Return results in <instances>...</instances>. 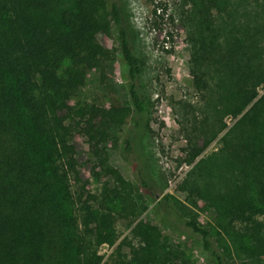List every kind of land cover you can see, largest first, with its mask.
<instances>
[{"label": "trees", "instance_id": "16d2710c", "mask_svg": "<svg viewBox=\"0 0 264 264\" xmlns=\"http://www.w3.org/2000/svg\"><path fill=\"white\" fill-rule=\"evenodd\" d=\"M231 1L184 0L179 19L163 0L153 11L167 16L169 43L176 27L186 32L199 97L188 103L183 152L191 169L178 187L189 206L171 195L160 205L180 213L212 264H264V29L229 27L223 13ZM113 26L132 109L77 101L88 73L113 59L99 40ZM144 69L121 0H0V264L185 263L181 251L162 242L159 228L139 223L132 231L138 247L128 238L120 242L117 228L119 220H135L147 209L108 154L117 144L113 129L132 114L136 125L148 114ZM220 135L218 149L204 155ZM121 154L131 160L130 135ZM137 177L149 189L142 170ZM210 209L216 217L208 229L198 213ZM103 247L113 248L108 259Z\"/></svg>", "mask_w": 264, "mask_h": 264}, {"label": "rangeland", "instance_id": "374dc122", "mask_svg": "<svg viewBox=\"0 0 264 264\" xmlns=\"http://www.w3.org/2000/svg\"><path fill=\"white\" fill-rule=\"evenodd\" d=\"M112 1L108 0L109 4ZM159 2L121 0L122 16L133 48L136 55L145 62L140 84L150 105L147 116L142 117L138 125L134 123L136 117L132 114L124 126L113 129L117 144L109 145L110 163L139 189L147 207L135 220H119L117 228L120 242L128 238L138 247V240L132 236L133 229L139 223L150 224L160 229L164 244H171L175 247L172 248L182 252L183 264H212L211 257L204 251L201 237L184 227L180 213L167 202L160 205L165 195H171L189 206L186 195L178 187L191 169L184 162L186 153L183 152L187 147V117H191L188 103L196 104L199 97L194 88L190 43L186 32L176 27L175 42L169 43L166 34L171 31V25L168 24L167 16L162 18L159 11L155 16L153 12ZM166 2L174 17L179 19L181 9L178 16L177 5L184 0H163V3ZM231 4V8L223 13L229 27L254 24L256 31L264 29V0H232ZM184 6L191 7L189 3ZM157 25L164 28L163 33L158 31ZM117 37L116 26H113L110 37H99L102 45L113 54V59L103 62L99 70L88 73L86 85L77 97L79 103L105 109L133 108L127 87L128 67L119 51ZM260 93L263 94L264 89ZM226 122L232 126L235 121L227 118ZM126 135L131 136L133 143V154L129 162L121 154L122 141ZM220 138L221 135L211 143L204 155L218 149ZM83 153L86 159L91 158L87 146L83 147ZM139 169L149 185V189L144 191L137 177ZM99 188V184H94L93 190L98 192ZM174 208L177 210L175 205ZM198 214L200 223L210 229L216 217L215 211L210 209ZM175 229L178 231H173ZM125 251L129 252V249L125 248ZM100 252L108 259L113 248L103 247ZM228 264H242V261L233 259Z\"/></svg>", "mask_w": 264, "mask_h": 264}]
</instances>
